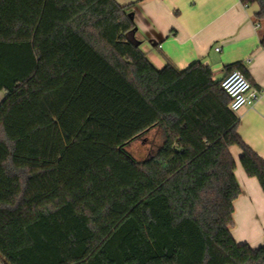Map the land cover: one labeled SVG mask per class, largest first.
I'll list each match as a JSON object with an SVG mask.
<instances>
[{"label":"trees","instance_id":"16d2710c","mask_svg":"<svg viewBox=\"0 0 264 264\" xmlns=\"http://www.w3.org/2000/svg\"><path fill=\"white\" fill-rule=\"evenodd\" d=\"M242 1L264 47V0ZM133 5L0 0L1 264H264L231 233L230 147L262 191L264 158L208 64L157 68L128 39Z\"/></svg>","mask_w":264,"mask_h":264},{"label":"crops","instance_id":"0c3cea01","mask_svg":"<svg viewBox=\"0 0 264 264\" xmlns=\"http://www.w3.org/2000/svg\"><path fill=\"white\" fill-rule=\"evenodd\" d=\"M116 1L122 5L134 2L131 17L135 27L126 35L157 68L170 61L182 69L199 60L220 79L227 64L242 62L245 76L259 97L235 112L237 132L264 158V47L260 44V26L254 21L258 6L242 0ZM3 97L0 90V101ZM230 151L241 187L234 201L231 233L237 242L256 247L264 244V191L255 177L245 173L240 148L232 145Z\"/></svg>","mask_w":264,"mask_h":264},{"label":"built area","instance_id":"2783aa9c","mask_svg":"<svg viewBox=\"0 0 264 264\" xmlns=\"http://www.w3.org/2000/svg\"><path fill=\"white\" fill-rule=\"evenodd\" d=\"M220 84L230 98L229 108L233 112L238 111L245 105L254 103L259 97V92L238 69L225 73Z\"/></svg>","mask_w":264,"mask_h":264},{"label":"rangeland","instance_id":"374dc122","mask_svg":"<svg viewBox=\"0 0 264 264\" xmlns=\"http://www.w3.org/2000/svg\"><path fill=\"white\" fill-rule=\"evenodd\" d=\"M152 136L153 131L147 134V138H144L143 136L134 138L127 144V150L137 160L145 157L151 144L148 141L152 139Z\"/></svg>","mask_w":264,"mask_h":264}]
</instances>
